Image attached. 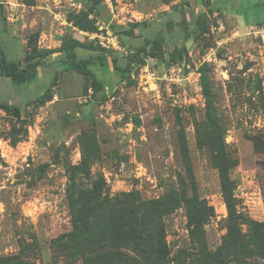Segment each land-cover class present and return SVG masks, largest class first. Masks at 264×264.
Here are the masks:
<instances>
[{
    "label": "rangeland",
    "instance_id": "rangeland-1",
    "mask_svg": "<svg viewBox=\"0 0 264 264\" xmlns=\"http://www.w3.org/2000/svg\"><path fill=\"white\" fill-rule=\"evenodd\" d=\"M25 1L0 0V56L52 52L37 81L0 77V102L21 105L19 116L0 108V257L85 264L53 241L72 230L79 192L102 179L90 203L107 199L98 233L145 201L172 200L161 214L169 264H215L207 254L220 247L239 264L226 242L247 241V219L264 222V0ZM73 41L78 57L92 56L87 74L60 62L57 49ZM110 57L129 66L125 79ZM173 66L177 83L162 78ZM222 179L241 218L229 215ZM198 202L205 215L191 238L187 206Z\"/></svg>",
    "mask_w": 264,
    "mask_h": 264
},
{
    "label": "trees",
    "instance_id": "trees-1",
    "mask_svg": "<svg viewBox=\"0 0 264 264\" xmlns=\"http://www.w3.org/2000/svg\"><path fill=\"white\" fill-rule=\"evenodd\" d=\"M25 2L32 4L33 0H26ZM204 2L208 4V0H204ZM196 23L198 26H202L200 20L196 21ZM156 42V39L152 41L153 44H156ZM81 46L82 44L77 41H73L72 43L62 42L57 50L65 52V56L60 59L65 69L87 74L91 71L92 56H90L91 58L78 57L75 50ZM51 52L44 51L42 53V51H34L32 54L26 55L22 60L7 59L1 55L0 77H5L11 84L19 87L37 81L36 68L39 60ZM176 53H179V51L173 53L171 57ZM110 60L113 71L118 75L119 80L125 79L129 74V66H119L117 60L113 57H110ZM39 99L41 100L43 98ZM0 108L14 116H19L21 111V105L8 101H1ZM104 186V180L100 179L89 192H79V195L83 196L82 201L84 203L72 222V230L55 238L53 242L60 243V246L63 247H66L67 242H70L69 247L80 253L85 264H169L170 253L165 241L161 214L170 211V206H172L173 201L169 200L164 206L159 201H145L143 202L144 206L142 205V211L133 208L132 215L127 217L123 216L122 218L120 216L117 227L111 229V233L109 230L98 233L93 222L97 216L96 214H101L107 199L102 198L95 205L90 203L94 196L101 195L104 192ZM222 187L229 215L233 220L241 218L233 209L232 197L228 193L229 187L227 179H224V181L222 179ZM126 195L129 196V194ZM198 204L202 206V202L194 205L189 203L187 206L191 238L197 235L199 227L203 222V216L205 215V210L196 209ZM88 221H90L89 224ZM246 221L251 227V233L247 241L241 242L239 239L240 236L237 235L236 237L238 238L226 242L227 246L225 250L232 248L233 251H237L236 255H241V258H243L241 260L238 258L239 264H258L254 261L256 258H253L249 252L258 253L260 257H264V222L254 219H247ZM91 223L92 229L88 232V226ZM127 251L132 253V255L128 254ZM91 254H93L94 259L91 263H88ZM207 255L213 257L215 264H227L223 260V250L221 247L213 252V254ZM17 259V257H0V264H18Z\"/></svg>",
    "mask_w": 264,
    "mask_h": 264
},
{
    "label": "built area",
    "instance_id": "built-area-1",
    "mask_svg": "<svg viewBox=\"0 0 264 264\" xmlns=\"http://www.w3.org/2000/svg\"><path fill=\"white\" fill-rule=\"evenodd\" d=\"M214 52L211 51L206 55L205 60H209V57L211 54H213ZM183 74L181 69L179 68V66H173L171 68H167L166 71L163 72L162 74V78L163 79H170L172 80L174 83H177L181 80L180 75ZM189 75H182L183 79H188Z\"/></svg>",
    "mask_w": 264,
    "mask_h": 264
}]
</instances>
